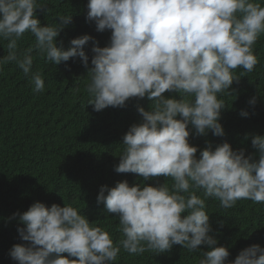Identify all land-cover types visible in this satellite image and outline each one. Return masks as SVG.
Here are the masks:
<instances>
[{"label":"clouds","instance_id":"9594fccd","mask_svg":"<svg viewBox=\"0 0 264 264\" xmlns=\"http://www.w3.org/2000/svg\"><path fill=\"white\" fill-rule=\"evenodd\" d=\"M37 9L46 5L0 0V38L8 41V54L0 64L15 62L40 93L45 82L39 72H31L34 49L54 65L79 57L87 68L84 48L92 41L87 91L94 111L123 108L133 97L153 101L150 111L138 108L143 122L124 135L114 170L138 174L145 181L171 178L172 185L130 186L125 180L100 188L97 204L119 218L118 242L71 204L47 207L35 202L14 214L24 225L18 228L20 239L29 243L13 245L10 257L18 264H115L121 249L141 255L164 253L174 245L190 252L205 245L210 250L203 252L199 264H225L230 253L210 235L206 201L214 198L223 208L234 207L238 200L264 204V136L251 138L258 160L234 151L228 142L215 150L209 146L197 158L198 148L188 142V126L199 135L209 130L217 137L225 135L219 123L225 104L217 97L226 90L229 94L238 82L234 69L252 72L257 65L253 46L264 33V6L255 0H88L86 21L94 22L97 31L111 30L110 44L96 46L86 34L72 39L67 50L57 46V37L72 16H59L55 26H41ZM25 33L36 42L20 53L17 42ZM166 91L181 98L166 97ZM255 103L253 97L249 104ZM231 264H264V247L243 249Z\"/></svg>","mask_w":264,"mask_h":264},{"label":"trees","instance_id":"16d2710c","mask_svg":"<svg viewBox=\"0 0 264 264\" xmlns=\"http://www.w3.org/2000/svg\"><path fill=\"white\" fill-rule=\"evenodd\" d=\"M255 2L264 6V0ZM38 3L46 5V9H37L35 13L41 26H55L59 16H72L71 23L57 37V46L62 50L71 47L72 39L86 34L94 38L96 46H109L111 30L97 31L94 22L86 21L88 0H38ZM35 42L30 33H25L17 42L18 52L26 51ZM89 42L84 48L89 56L87 68L79 57L54 65L34 49L31 72H39L45 82L40 93L33 91L30 78L24 76L15 62L0 64V264H18L9 250L15 244L29 242L20 239L18 228L24 225L14 214L27 211L35 202L47 207L71 204L118 242L119 218L117 214H107L104 204H97L100 188H110L111 182L125 180L130 186L172 185L171 178L145 181L138 174L114 170L120 162L124 135L133 124L143 122L138 108L150 111L153 101L147 96L133 97L123 108L109 106L94 111L88 105L92 99L87 91L88 73L94 55L93 42ZM7 44V40L0 38V58L8 54ZM253 51L258 60L254 70L234 69L238 82H233L229 94L227 90L218 94L217 98L225 104L219 118L225 135L214 136L211 130L207 135H199L188 126V142L198 148L197 158L209 146L215 150L217 145L228 142L234 151L259 159L251 138L264 136V33L258 37ZM163 95L181 98L177 92L166 91ZM253 97L255 105L249 104ZM242 111L249 115L241 116ZM196 194L203 197L202 191ZM205 210L210 216L213 229L210 235L217 241L216 246H224L230 253L225 264H231L249 246L264 247V204L238 200L234 207L223 208L218 200L209 198ZM209 250L200 245L190 252L174 245L164 253L146 251L135 255L121 249L115 264H199L203 252Z\"/></svg>","mask_w":264,"mask_h":264}]
</instances>
